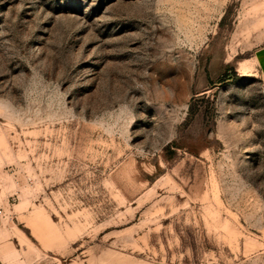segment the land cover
<instances>
[{
	"label": "rangeland",
	"instance_id": "374dc122",
	"mask_svg": "<svg viewBox=\"0 0 264 264\" xmlns=\"http://www.w3.org/2000/svg\"><path fill=\"white\" fill-rule=\"evenodd\" d=\"M263 45L264 0H0L4 264H264Z\"/></svg>",
	"mask_w": 264,
	"mask_h": 264
},
{
	"label": "crops",
	"instance_id": "0c3cea01",
	"mask_svg": "<svg viewBox=\"0 0 264 264\" xmlns=\"http://www.w3.org/2000/svg\"><path fill=\"white\" fill-rule=\"evenodd\" d=\"M254 59L253 60L256 61L257 70L261 74V79L264 83V45L255 50ZM0 222H1V217H0ZM1 243H2V240H0V244ZM0 264H4L1 258H0Z\"/></svg>",
	"mask_w": 264,
	"mask_h": 264
},
{
	"label": "bare ground",
	"instance_id": "6f19581e",
	"mask_svg": "<svg viewBox=\"0 0 264 264\" xmlns=\"http://www.w3.org/2000/svg\"><path fill=\"white\" fill-rule=\"evenodd\" d=\"M37 215V217H38V214H36ZM36 215H34V216H36ZM33 217V216H32ZM35 218V217H34ZM39 219H41L40 217H39ZM39 219H38V221H39ZM37 224V223H36Z\"/></svg>",
	"mask_w": 264,
	"mask_h": 264
}]
</instances>
